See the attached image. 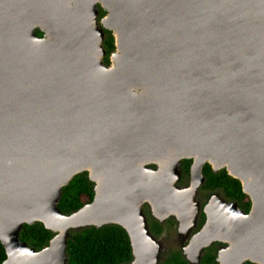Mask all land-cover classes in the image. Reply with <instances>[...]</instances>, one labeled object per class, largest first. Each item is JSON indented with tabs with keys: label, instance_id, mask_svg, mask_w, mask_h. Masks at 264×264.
I'll list each match as a JSON object with an SVG mask.
<instances>
[{
	"label": "water",
	"instance_id": "obj_1",
	"mask_svg": "<svg viewBox=\"0 0 264 264\" xmlns=\"http://www.w3.org/2000/svg\"><path fill=\"white\" fill-rule=\"evenodd\" d=\"M205 164L251 207L213 191L183 259L222 243L218 264H264V0H0L1 264H67L72 233L108 225L128 237L125 264H160L143 208L187 241ZM82 173L92 201L64 214ZM35 223L52 234L40 250L19 236Z\"/></svg>",
	"mask_w": 264,
	"mask_h": 264
},
{
	"label": "trees",
	"instance_id": "obj_2",
	"mask_svg": "<svg viewBox=\"0 0 264 264\" xmlns=\"http://www.w3.org/2000/svg\"><path fill=\"white\" fill-rule=\"evenodd\" d=\"M104 12L101 11V14ZM41 35L39 31L36 32ZM104 47L106 51L114 49L111 32L106 31ZM106 62L108 60L106 59ZM106 64V63H105ZM190 161L181 162V178L179 185H186L189 178ZM153 167V166H152ZM205 182L202 191L211 193L220 191L224 196L237 201L239 204H249V198L243 194L238 180L229 177L225 170L214 173L206 165L202 170ZM93 186L86 173L76 175L70 183L63 188L58 207L64 214L77 211L83 205L92 201ZM172 222V220H170ZM151 233L159 235L162 232L157 222L151 224ZM20 240L36 250L47 246L52 234L45 230L41 223L24 225L20 232ZM67 264H125L131 260V249L125 231L119 226L108 225L101 228L90 227L72 233L66 249ZM5 252L0 243V264L5 259ZM213 253H206L200 264H218ZM160 264H188L179 250H172L164 255ZM245 264H251L249 262Z\"/></svg>",
	"mask_w": 264,
	"mask_h": 264
},
{
	"label": "flooded vegetation",
	"instance_id": "obj_3",
	"mask_svg": "<svg viewBox=\"0 0 264 264\" xmlns=\"http://www.w3.org/2000/svg\"><path fill=\"white\" fill-rule=\"evenodd\" d=\"M101 11H103L104 13L101 14ZM105 15H106V12H105L104 10H102L101 8H99L98 21H100ZM106 52H107V51H106ZM110 52H111V51H108L107 54H106V56H105V58H104V62H105L106 64H108V62H109V55H110ZM106 59L108 60V62H106ZM182 161H183V160H182ZM182 161H181V162H182ZM189 161H190V160H189ZM190 165H191V161H190L189 166H190ZM206 165H208V164H205L204 166H206ZM150 166H153V165H150ZM180 166H181V163H180ZM208 166H209V165H208ZM211 193H212V192H211ZM211 193H210V192H209V193H205V192H203V191H202V187H201V189H200V194H199V196H198L199 213H198V216H197L196 226H195L194 228L191 229L190 234H189V237H188L187 241H184V243H182V242H181L180 240H178L177 238H176V239H172V241H174L173 244H174V247H175V248L172 249V250H179V251L181 252V254H182V248H183V247L189 242V240L192 238V236H193L194 234H196V233L202 228V226H203L204 223H205V219H206L203 209H204L206 203L208 202ZM221 198L224 199L226 202H235V203L238 205L239 209H241L242 211H244V213H246V214H247V213L249 212V210H250L251 203H249L248 205H247V204H239L237 201H235V200H233V199H230V198L224 196L223 194L221 195ZM143 209H144V213H145V215H146V217H147V220H148L149 228L151 229L150 226H151V224H152L153 222H157L158 225H159V226L161 227V229H162L161 234L156 235L157 238H160V236L163 234V232H167L168 230L174 232V234H175V233L177 234L178 223H177V221L175 220V218H169V219L165 220L164 222L159 223L158 221L152 219V218L149 216V213H148V207H147V206H144ZM170 220H172V222H171ZM175 244H176V245H175ZM224 247H226L225 244H222V243H213L209 248H207V249H205V250L203 251V257H204V255H205L206 253H208V252L213 253V254H215V256H217V252L219 251V249L224 248ZM43 248H44V247H43ZM172 250H170V251H172ZM170 251H169V252H170ZM169 252H167V253H169ZM167 253H166V254H167ZM202 259H203V258H202ZM201 261H202V260H201ZM215 261H216V259H215Z\"/></svg>",
	"mask_w": 264,
	"mask_h": 264
},
{
	"label": "rangeland",
	"instance_id": "obj_4",
	"mask_svg": "<svg viewBox=\"0 0 264 264\" xmlns=\"http://www.w3.org/2000/svg\"><path fill=\"white\" fill-rule=\"evenodd\" d=\"M176 238L180 240L182 243H184L185 241L184 239L180 238L176 233L174 234V232L170 230H168L167 232H163V234L159 238V240H161L164 243V248H163L164 251L162 254H166L167 252L175 248L173 244L174 241H172V239H176Z\"/></svg>",
	"mask_w": 264,
	"mask_h": 264
}]
</instances>
